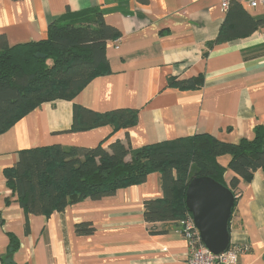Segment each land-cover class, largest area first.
Segmentation results:
<instances>
[{
  "label": "crops",
  "instance_id": "1",
  "mask_svg": "<svg viewBox=\"0 0 264 264\" xmlns=\"http://www.w3.org/2000/svg\"><path fill=\"white\" fill-rule=\"evenodd\" d=\"M236 1L262 22L251 34L208 49L226 15L221 0H0V34L10 45L43 39L68 11L99 9L120 31L118 43L106 44L107 73L71 100L42 103L0 133V264H187L188 242L179 229L151 234L142 215L145 200L162 197L157 172L112 195L26 219L4 170L18 151L55 144L108 148L119 140L136 150L195 134L228 143L251 139L264 125V2ZM194 77L202 82L193 89L169 85ZM73 105L98 113L134 109L136 118L116 129L72 130ZM229 158L217 160L226 168ZM232 175L225 170L226 185ZM78 224L90 232L77 231ZM228 232L229 246L245 249L230 264H264L263 169L239 183Z\"/></svg>",
  "mask_w": 264,
  "mask_h": 264
},
{
  "label": "trees",
  "instance_id": "2",
  "mask_svg": "<svg viewBox=\"0 0 264 264\" xmlns=\"http://www.w3.org/2000/svg\"><path fill=\"white\" fill-rule=\"evenodd\" d=\"M262 21L250 16L238 1L231 0L214 45L243 37L257 29ZM120 31L104 21L99 9L67 12L51 22L46 36L37 41L10 45L0 34V133L42 103L71 100L91 79L108 72L106 44ZM207 53V51H205ZM201 77L170 79L169 85L193 89ZM134 109L98 113L73 105L72 130H86L109 124L114 129L134 123ZM130 159L126 160V156ZM229 155L227 167L217 158ZM226 169L233 175L228 185ZM264 170V125H257L251 139L222 142L208 134H195L145 145L130 150L119 140L108 148L59 144L18 151L11 168L4 170L6 186L16 197L25 218L49 215L90 198L114 194L117 190L141 184L157 172L162 197L143 202L142 215L151 234L178 228L190 213L185 205V190L194 177L208 176L227 186L234 195V206L241 181ZM233 206V208H234ZM233 210V209H232ZM84 224L77 231L90 232ZM13 244L14 239L10 237ZM15 248L14 244L11 248Z\"/></svg>",
  "mask_w": 264,
  "mask_h": 264
},
{
  "label": "water",
  "instance_id": "3",
  "mask_svg": "<svg viewBox=\"0 0 264 264\" xmlns=\"http://www.w3.org/2000/svg\"><path fill=\"white\" fill-rule=\"evenodd\" d=\"M185 205L203 245L213 254L223 253L229 246L232 191L208 176L194 177L185 190Z\"/></svg>",
  "mask_w": 264,
  "mask_h": 264
},
{
  "label": "built area",
  "instance_id": "4",
  "mask_svg": "<svg viewBox=\"0 0 264 264\" xmlns=\"http://www.w3.org/2000/svg\"><path fill=\"white\" fill-rule=\"evenodd\" d=\"M230 1L221 0L223 11L227 10ZM258 2H264V0H253L250 6H255ZM114 43H118V39H115ZM178 226L179 232L188 242L187 264H230L236 262L239 254L245 250L244 247L228 246L223 253L213 254L201 242L190 214L180 220Z\"/></svg>",
  "mask_w": 264,
  "mask_h": 264
}]
</instances>
